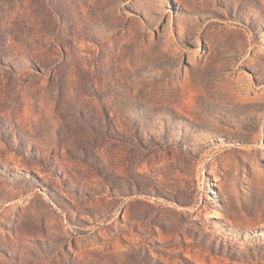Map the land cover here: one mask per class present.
<instances>
[{"label":"rangeland","instance_id":"obj_1","mask_svg":"<svg viewBox=\"0 0 264 264\" xmlns=\"http://www.w3.org/2000/svg\"><path fill=\"white\" fill-rule=\"evenodd\" d=\"M0 264H264V0H0Z\"/></svg>","mask_w":264,"mask_h":264}]
</instances>
